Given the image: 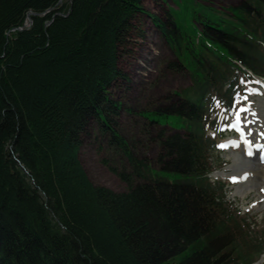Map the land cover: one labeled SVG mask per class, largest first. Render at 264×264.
I'll use <instances>...</instances> for the list:
<instances>
[{
	"label": "trees",
	"instance_id": "obj_1",
	"mask_svg": "<svg viewBox=\"0 0 264 264\" xmlns=\"http://www.w3.org/2000/svg\"><path fill=\"white\" fill-rule=\"evenodd\" d=\"M175 2L165 21L144 0H0V264H253L264 248L240 247L209 134L213 114L264 78V0L225 14ZM143 15L190 78L141 113L162 127L144 131L155 163L113 125L122 103L111 88ZM94 121L128 161L125 191L95 184L80 160Z\"/></svg>",
	"mask_w": 264,
	"mask_h": 264
},
{
	"label": "rangeland",
	"instance_id": "obj_2",
	"mask_svg": "<svg viewBox=\"0 0 264 264\" xmlns=\"http://www.w3.org/2000/svg\"><path fill=\"white\" fill-rule=\"evenodd\" d=\"M195 1L205 2L215 8L219 14H225L230 6L239 4L241 0ZM144 6L149 12L165 21L172 18L169 8L177 7L175 0H144ZM138 26L142 28L143 35H138L140 37H136L129 44L127 52L120 57L119 61L120 68L126 76L119 78L111 88L112 97L122 103L118 115L113 117V125L127 139L136 154L142 158L147 157L155 163V142L147 139L144 131L151 129L155 134V131L162 127L152 125L148 119L141 116V113L168 104L172 101L171 98L175 97V90H181L190 85V78L185 70L178 71L172 65L175 60L174 52L154 20L143 15L140 17ZM250 91L252 94L248 95ZM244 95H248V100L242 101L239 106L249 107L250 111L242 113L241 119L244 120L246 117L247 121H251L244 131L247 133L250 129L252 135L248 136L249 139L259 141L258 130L264 128V109H262L263 113L260 109L264 101V87L258 83L247 85L240 96ZM212 119L218 128V130L213 128L209 130V134L217 140L218 146L217 150L212 152L214 164V170L211 172L212 180L224 184V197L243 224V231L246 234L242 235L240 247L247 249V245L260 242L263 247L264 158L260 160L261 144L254 147L252 151H248L245 138L242 139L238 131L228 127L234 121L233 111L220 108L213 114ZM262 135L264 137V134ZM109 138L108 132L101 131L96 121L92 122L84 138L80 160L95 184L104 185L119 192L125 191L128 185L121 178L120 171L129 170L130 166L119 149L109 145ZM249 139L247 140L251 141ZM237 154L245 160L254 159L255 163L262 166L260 171L245 170L243 161L236 164L232 156ZM243 186L248 188L245 194L240 193V188ZM249 259L253 264H264V248L255 250Z\"/></svg>",
	"mask_w": 264,
	"mask_h": 264
},
{
	"label": "bare ground",
	"instance_id": "obj_3",
	"mask_svg": "<svg viewBox=\"0 0 264 264\" xmlns=\"http://www.w3.org/2000/svg\"><path fill=\"white\" fill-rule=\"evenodd\" d=\"M260 109H261V112L263 113L262 109H264V101L262 102V105L260 106ZM255 127H257V126H255ZM261 128H263V127H261ZM262 134H264V128L261 129L260 131L258 130V137H259V141L260 142L261 141H264V137H263ZM247 139H249V137L246 135L245 136V141L247 142V144H249V146L251 145V148L252 149L254 147H256L255 145H257L259 143L258 140H254L253 141V140L249 139L251 141H248ZM260 148H261L262 157H264V143H261ZM232 158L234 159V161H235L236 164H238L240 161H243V165H245V168L244 169L245 170H249L250 172L251 171L255 172V170L260 171V169L262 167L260 164L255 163V161H253L254 159L251 158L252 160L251 159L250 160H245L240 154L233 155ZM247 192H248V188H246L245 186H243V187L240 188V193L241 194H245Z\"/></svg>",
	"mask_w": 264,
	"mask_h": 264
},
{
	"label": "snow or ice",
	"instance_id": "obj_4",
	"mask_svg": "<svg viewBox=\"0 0 264 264\" xmlns=\"http://www.w3.org/2000/svg\"><path fill=\"white\" fill-rule=\"evenodd\" d=\"M250 94H252L251 91L248 93V95H250ZM248 95H244L241 97L239 93L237 94V99L234 100V104H233L234 121L232 124H230L228 126L230 129L238 131L241 134L242 139H244L246 135L247 136L252 135V132L250 129L248 130L247 133H245V131H244V129L247 127L248 123H251V121H247L246 117L244 118V120L241 119V114L249 112L250 108L249 107H240L239 109H237L235 106L237 104H240L242 101H247ZM253 115H254V113H253ZM249 154H251V153H249Z\"/></svg>",
	"mask_w": 264,
	"mask_h": 264
},
{
	"label": "water",
	"instance_id": "obj_5",
	"mask_svg": "<svg viewBox=\"0 0 264 264\" xmlns=\"http://www.w3.org/2000/svg\"><path fill=\"white\" fill-rule=\"evenodd\" d=\"M62 1V0H61ZM70 2H73V0H69ZM33 14V12H30L29 13V23H32V17H31V15ZM259 82L262 84V85H264V82H262L261 80H259Z\"/></svg>",
	"mask_w": 264,
	"mask_h": 264
}]
</instances>
